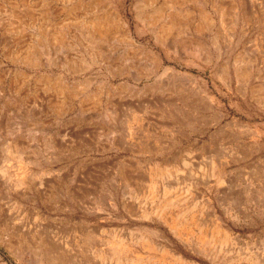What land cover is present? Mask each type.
Instances as JSON below:
<instances>
[{"label":"rangeland","instance_id":"1","mask_svg":"<svg viewBox=\"0 0 264 264\" xmlns=\"http://www.w3.org/2000/svg\"><path fill=\"white\" fill-rule=\"evenodd\" d=\"M11 1L0 264H264V0H114L97 44L80 27L96 18ZM57 243L62 261L35 249Z\"/></svg>","mask_w":264,"mask_h":264},{"label":"bare ground","instance_id":"2","mask_svg":"<svg viewBox=\"0 0 264 264\" xmlns=\"http://www.w3.org/2000/svg\"><path fill=\"white\" fill-rule=\"evenodd\" d=\"M3 1L4 2H8L10 4L13 3V1H11V0H3ZM18 1H21L25 5V7L22 8V10L20 9L21 11H18V10L16 11V8L10 9L11 13L12 14L14 13L16 16L18 15V17H19L18 13L25 14L26 16H30V17H32V16L37 14L40 17L45 18V19L48 18V17H52L53 18V17H60L62 15L69 16V15H77V14L81 13V14H85V15H88L90 17L96 18L97 21H99L100 18L105 17L106 15H110V16L112 15L114 17L115 16H119V13H118L117 9L115 7H113V6L111 7L112 2L114 0H89V3H88L87 6L84 3H82V0H40L44 5L40 6L38 9H35L34 6L31 5V1H35V0H15V3L18 2ZM53 1L70 3V5L69 6H62V7H47L46 6L47 2L49 3V2H53ZM144 1L146 3H148V4H151L153 2V0H144ZM79 2L82 3V5H80ZM102 2H104L103 4L108 5L107 8L102 4ZM108 7H110V10H109ZM187 9H185V10H187ZM189 10L185 11L184 14H178L177 12L176 13L174 12L175 14H168V12H166V14L163 16L165 18L163 20H165L166 23H165V26L163 24L164 28L162 30V35L163 36L164 35L167 36L169 34L170 30H172L173 28H177V27L179 28L180 25L181 26H185L186 25L185 24L186 23L185 18H187L186 16L188 15ZM201 15H202L201 18L206 19V17H205L206 15L205 14L202 13ZM159 18H160V16H159ZM150 20H151V18L149 19V22H150ZM90 23H89V25H83V24L80 25V27H83L86 30V36H87V38H89V42H91L92 44H97L100 41H103V40L106 41V34L104 32H102V31H99L101 29L100 28L101 21L98 22V25H99L98 27H94L93 26L94 24L90 25ZM205 23H206V21H205ZM208 23H209V21H208ZM177 36H178V34H177ZM121 40H123V39H121ZM178 42H179V46H180V48H181V50L183 52H185V51H194V52L197 51V52H200V50H201V48L198 46V44L197 45H193L190 42L185 41L183 39L182 40L180 39ZM32 55H33V53H32ZM32 55H31V57H32ZM31 62H32V59H31ZM158 65H159V62H157V60L152 63V67H154V68H157ZM241 72H242L241 73V77L244 78V79H247L250 76L249 72H247L245 70H242ZM260 99L264 102V98H261V96H260ZM11 146H12V144H11ZM57 244L58 245L55 244L56 247H52V248H47L43 244L37 245V246L35 245V249L37 251L47 252L46 256H47L48 260L51 261V262L62 261V260L65 259V255H64L63 251L60 249L61 247L60 248L58 247L59 243H57ZM49 252H50V254H48Z\"/></svg>","mask_w":264,"mask_h":264}]
</instances>
